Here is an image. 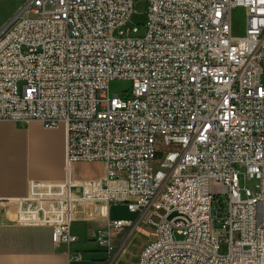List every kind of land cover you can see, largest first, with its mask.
<instances>
[{
    "label": "built area",
    "instance_id": "built-area-1",
    "mask_svg": "<svg viewBox=\"0 0 264 264\" xmlns=\"http://www.w3.org/2000/svg\"><path fill=\"white\" fill-rule=\"evenodd\" d=\"M137 1L141 36L123 29ZM262 78L264 0H25L0 27V121L64 127L66 176L30 183L18 226L69 245L75 204H124L155 235L130 264H264ZM82 163L102 177L75 179ZM96 215L115 253L133 222Z\"/></svg>",
    "mask_w": 264,
    "mask_h": 264
},
{
    "label": "crops",
    "instance_id": "crops-1",
    "mask_svg": "<svg viewBox=\"0 0 264 264\" xmlns=\"http://www.w3.org/2000/svg\"><path fill=\"white\" fill-rule=\"evenodd\" d=\"M65 161L64 127L48 130L35 121L25 126L0 121V264H115L116 257L134 229L142 220L147 223L146 214L134 224L139 214L129 213L124 204L110 205L107 209L98 204H75L70 222V233L76 238L75 242L59 247L49 243L48 249L40 252L10 251L9 229L48 230L19 227L17 201L26 196L31 182H62L66 176ZM75 165L71 167L72 176ZM118 209L124 214L114 215ZM100 210L102 213L106 212L110 219L133 222L130 228L116 231L110 237L115 253L107 251L106 247L97 242L100 233L107 227L106 222L96 215ZM151 228V238L141 249L155 239L154 226L151 225ZM141 249L123 264L137 262Z\"/></svg>",
    "mask_w": 264,
    "mask_h": 264
},
{
    "label": "rangeland",
    "instance_id": "rangeland-1",
    "mask_svg": "<svg viewBox=\"0 0 264 264\" xmlns=\"http://www.w3.org/2000/svg\"><path fill=\"white\" fill-rule=\"evenodd\" d=\"M24 2L25 0L0 1V25L12 17V15L22 6ZM146 8L147 6L144 1H137L134 5V12L123 29L137 28L138 30L136 35L141 36L144 32L143 25L145 23ZM245 18L246 11L244 9L237 8L232 11V34L234 36L244 35ZM262 83H264V78H262ZM129 91L130 82L127 80L117 79L111 81L109 84V92L111 95H117L122 98ZM102 175L103 165L101 163H82L74 166L73 176L77 180L101 178ZM113 214L120 216L123 215L124 212L121 209H118L117 213ZM151 232V224H147L144 220H142L126 240L122 250L115 259V264H123L129 257L138 253L146 241L151 238ZM175 238L178 239L179 237L175 236Z\"/></svg>",
    "mask_w": 264,
    "mask_h": 264
},
{
    "label": "trees",
    "instance_id": "trees-1",
    "mask_svg": "<svg viewBox=\"0 0 264 264\" xmlns=\"http://www.w3.org/2000/svg\"><path fill=\"white\" fill-rule=\"evenodd\" d=\"M49 243H51V237H50L49 230L28 229V230L19 231V230L9 229V250L10 251H17V252L45 251L48 249Z\"/></svg>",
    "mask_w": 264,
    "mask_h": 264
}]
</instances>
